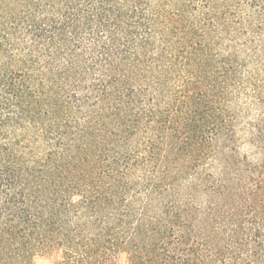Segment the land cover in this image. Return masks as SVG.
<instances>
[{
  "label": "trees",
  "instance_id": "16d2710c",
  "mask_svg": "<svg viewBox=\"0 0 264 264\" xmlns=\"http://www.w3.org/2000/svg\"><path fill=\"white\" fill-rule=\"evenodd\" d=\"M264 264V0H0V264Z\"/></svg>",
  "mask_w": 264,
  "mask_h": 264
},
{
  "label": "rangeland",
  "instance_id": "374dc122",
  "mask_svg": "<svg viewBox=\"0 0 264 264\" xmlns=\"http://www.w3.org/2000/svg\"><path fill=\"white\" fill-rule=\"evenodd\" d=\"M37 264H61V257L58 254H50L42 257H38ZM118 264H128L126 258H122Z\"/></svg>",
  "mask_w": 264,
  "mask_h": 264
}]
</instances>
